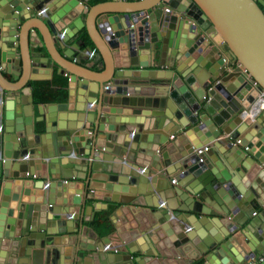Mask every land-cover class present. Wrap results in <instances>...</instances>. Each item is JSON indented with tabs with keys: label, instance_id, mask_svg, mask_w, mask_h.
<instances>
[{
	"label": "water",
	"instance_id": "1",
	"mask_svg": "<svg viewBox=\"0 0 264 264\" xmlns=\"http://www.w3.org/2000/svg\"><path fill=\"white\" fill-rule=\"evenodd\" d=\"M137 1L142 0L124 10L97 12L103 3L90 8L87 35L111 84L101 82L100 90L98 82L96 99L78 103L69 77L65 101L49 103L48 116L41 118L42 133L35 132L38 119L28 83L17 93L0 80V264H28V259L32 264H129V259L143 264V257L132 258L135 241L143 256L156 258L153 264H190L202 253H207L202 264H241L263 249V216L251 217L250 201L264 204V115H247L258 90L243 94L253 79L264 89V0H157L144 7ZM84 5L83 0H0V77L7 82L2 71L10 69L24 81L21 72L25 75L27 58L34 56L30 47L38 44L32 35L39 38L26 21L36 11L45 12L41 22L62 46L85 25ZM97 14L102 15L98 24ZM76 42L85 44V37ZM85 49L91 51L89 45ZM166 57L169 63H161ZM29 60L35 73L41 64ZM157 65H176L180 73L147 69ZM202 68L208 73L198 72ZM80 87H88L86 80ZM92 103L99 107L91 108ZM144 127H161L165 134L148 137L147 146L144 133L138 134ZM203 146L208 157L218 159L217 171L203 154H195ZM177 170L173 185L167 176ZM188 175L197 181L186 188ZM27 177L35 189L32 199L24 189ZM35 179L42 184L35 185ZM75 182L80 197L69 190ZM88 190L96 199L120 202L112 222L123 253L81 237L86 208L80 214V207ZM174 197L185 207L173 206ZM181 211L205 215L193 221ZM69 220L75 234L58 235Z\"/></svg>",
	"mask_w": 264,
	"mask_h": 264
},
{
	"label": "crops",
	"instance_id": "2",
	"mask_svg": "<svg viewBox=\"0 0 264 264\" xmlns=\"http://www.w3.org/2000/svg\"><path fill=\"white\" fill-rule=\"evenodd\" d=\"M83 1L85 2V5H84L85 9L81 12L82 13L81 18L83 20H85V25H83L82 28L80 29V31H79L80 34H77L76 36L70 38L62 46H60V44L55 41V39H54L55 37L49 34L48 30L46 29V26L41 22V21H44L47 18V16L45 17L40 11H36L35 15L30 17V19H28L26 21L30 24L29 25L30 30L35 31L37 33V36H39V38L37 41L36 36L32 35L31 42L35 43V44L38 43V44H36V47H30V52H32L34 54V56L32 55V56H29L27 58L28 64H27V69H26L25 75L23 74L24 72H21V75L24 78V81L22 82V80H17L15 78V76H13V74L11 72H9V71H12L10 69H4V71H2L4 79L7 80V82H6L0 77V80L2 81V85L6 86L7 88L15 90L14 92L18 93L19 92L18 89L20 87H22L26 82L30 86L31 93H30L29 97L31 98V102L33 104L32 115H33V117L38 119V120H35V123H37V126L35 128L36 133H42L43 132V130L41 129V125L43 124V120H41V118L43 116H48V114H49V103L58 102V101L57 100H50V99L41 100V101H34L33 95H34V88L36 86L34 82L53 81L52 90H54V94L60 96L62 89H64L66 92V95L68 96L69 77L71 79L73 77L72 80L75 83V88H73L74 94L72 97H73V102H74L75 98L78 97V99L80 100V101H78V103H84V101H86V100L88 101L90 99L91 100L96 99V97L98 95V92L96 90V88L99 86L98 82H99V84L101 82H104V85L111 84L110 81L106 82V80H109V76H110L108 68L107 67L105 68V66L101 62V58H98V56H97L98 48L91 41L92 40V39H90L91 37H89L87 35L88 31L86 29V25H87V21L90 20V19L86 20L87 15H88V11L90 10V8L92 6L99 4V3H103V5L101 7H99V9H97V12L100 10L107 9V8L124 10L126 8H129V7L131 8V6L133 5V4H131V2L132 1L136 2V0H113V1L90 0L88 2L86 0H83ZM105 2H107V3H105ZM145 3H146V0L142 1V3H140L142 5L141 7L147 6V5H144ZM134 4H138V3H134ZM128 5H129V7H128ZM80 9H81V6H80ZM111 16H113V15H111ZM101 17H102V15L98 16V14H97L96 20H94V21L97 24L101 23L100 22ZM35 26H37L41 29V31L43 32L42 33L43 36H41V34L39 33L38 29ZM183 32H184V30H183ZM119 33H120V31H119ZM80 36L85 37L86 43L83 45L77 44V42H76L80 38ZM98 41L100 42L99 39H98ZM88 45L91 47V51H87L85 49V47H87ZM209 49L210 48L207 47L206 50L204 51V53L209 54ZM49 51L52 52L55 60L52 59L51 55L49 54ZM104 51L107 52V49ZM210 52H211V50H210ZM182 57L184 58V56H182ZM30 58H31V61L41 64L40 67H35V70H37L35 73L32 72L29 68V63H30L29 59ZM45 60L47 61L46 63H47L48 67H45V64L43 63ZM167 61L169 63V60H167V57H166L165 59L163 58L161 63L165 62V64H167ZM175 62H176V60H175ZM206 62L209 63V65H210V62H208V61H206ZM61 66L65 67L66 72H64V70L61 68ZM212 67H213V65L211 66V69H213ZM31 69H32V67H31ZM147 69H157V70H160V69L170 70L171 69V70H173V72H178L176 70V65H174L173 67H169L166 65L149 66ZM61 72H62V74H61ZM72 72H75L76 75H72L71 74ZM198 72H203L205 74L208 73L207 70L204 68L200 69V71H198ZM178 73H180V72H178ZM54 74H56L55 77H54ZM29 75L32 77H35V79H32V80L28 79ZM61 78L66 81V85L64 86V88L60 83ZM84 80H86L87 86H88L85 89L80 87V83H83ZM90 86H94L95 90L92 91ZM102 87H104V86H101V84H100V87H99L100 90H102ZM149 89L151 91L153 88L152 89L149 88ZM245 89L246 90H245V93L243 95H245L247 92H249L251 90L250 85L247 84ZM76 93H77V96H76ZM153 95H154V93H151V94L147 93V96H153ZM18 97L19 96H17V98ZM43 97L48 98L46 95H44ZM81 100H82V102H81ZM63 101H65V100H63ZM63 101H59V102H63ZM103 105H105V104H103ZM97 106L99 107V105L92 103L91 108H95ZM127 108H130V107H127ZM147 109H149V110H147ZM160 110L162 113L163 109H160ZM144 111L146 113L149 112V114L153 112L150 108L145 107V106H144ZM201 112H203L202 109L199 111V113H201ZM261 113L264 115V109L258 111V114H261ZM144 116H145V114L142 113V119L144 118ZM147 119L148 118H145L144 120H147ZM132 127L137 128V126H132ZM232 129H233V131H235L236 125H234L232 127ZM238 130L239 131L243 130V128H240ZM159 132H161L163 135L165 134L164 130H161V127H157L156 129L150 128V127H148V128L144 127V129L142 128V130H139L138 134L142 135L144 133L143 135L145 137V140L147 141L148 137L152 138L155 135H156V137H158ZM240 133H241V135L239 136V138L245 139L243 132H240ZM163 135H162V137H164ZM127 136H128V134H127ZM170 136H169V138H170ZM191 137H193V138L197 139V141H199L198 136H194V134H193V135H191ZM223 137L224 136H221L220 139H222ZM174 139H175V136L173 138H170V140H174ZM232 141L235 142L234 140H232ZM141 142H143V141H141ZM144 143H146L147 146L150 145V141L149 142L147 141ZM235 144L238 145L236 142H235ZM209 146L210 145H208V147ZM85 151H87V149H85ZM203 156L208 160L209 164L213 167V169L214 170L216 169V171H217V167L215 164L218 162V159H216L215 154L211 155L212 157H214L213 160L211 159V157H208L206 155L205 151L203 152ZM83 158L86 159V156H84ZM95 164H96V162H95ZM82 165H84V164H81L79 167H83ZM97 165H100V164H97ZM34 170L39 171V169H34ZM65 171H67V170H65ZM72 171L74 173H77L80 175L84 174V172H82L80 170L75 171L74 168H72ZM179 173H180V171L178 172V170H177V171L173 172V174H170L167 176L168 180L170 182H171V179L176 180L175 184H173V185L177 184V182L179 180V178H178ZM185 178L187 179V182H188L187 183L188 186L186 188H188L189 185H191L193 182L197 181V180H194L195 179L194 176L188 175V176H185ZM67 180L70 182L71 180L72 181L75 180V178H67ZM35 181H36L35 185L42 184V181H40L39 179H35ZM45 181H47V180H45ZM25 183H26V185H25L24 189H27V193H26L27 196H29L30 199L35 198V194H34L35 189L33 187L32 179H28V177H27ZM165 184H166V186L168 185L166 181H165ZM70 185L72 187L69 190L71 192H73V194H72L73 197L74 196L80 197L79 195L74 194V191L77 189V187H79V186L81 187V185L78 182H75L74 184H70ZM168 187H169V185H168ZM263 189H264V187H263ZM100 190L103 191V189H100ZM64 194H66V193H64ZM87 195H88V197L86 198L84 205H81V207H80V214L83 213L84 206L86 208L85 212L83 213V226H86L87 228L85 227L83 230V234H81V237H83L85 240L84 242L86 244L92 243V244H94V246L102 245V243H105V245H111V242H112V245H115L117 247V252L123 253V250H125V247L123 245V242L118 237V235L115 234V232H113L114 229H113V222H112V218L114 219V215H113L114 209L117 207V205H120V202L115 205V203L109 199H103V198L102 199H96L94 197V192H92L90 190L87 191ZM122 195H126V194H122ZM167 201H169V200H167ZM170 201H172L173 204L172 203L171 204L173 206L177 207L178 205H181V207H185V204L182 203V201L180 199H176L174 197V198H171ZM250 203L255 209V213H252L251 217H257L258 215L263 216L262 221L264 222V214L262 215V213L264 211V204H262V205L259 204V202L255 198L252 199L250 201ZM214 205L217 206L216 210L219 211V209H220L219 205L218 204H214ZM175 210H178V209H174V211ZM181 212H182V214H185L184 216H188L193 221L195 220L194 216L204 217V215H205L203 213H200V212L195 213L193 211H189L186 213H184L183 211H181ZM241 215H242V213H239L237 215V217H239ZM209 216H211V215H209ZM106 217L108 218V220L112 226L111 230L108 232L109 234L108 233L107 234H97L88 224V222L91 220H96V221L98 220L100 222H104ZM221 217L222 216L220 215L219 218H221ZM67 223L69 224V227L67 228V230L63 233H59L58 235L68 236V235H74L75 234V232H72V230H75L74 222L69 220ZM219 224H220V227L224 230L225 228L221 225V223H219ZM263 225H264V223H263ZM58 229L64 230L65 227L57 228V230ZM106 235H109L111 242L108 240L109 238L106 237ZM255 241L258 242L256 239H255ZM141 246L142 245H139V243H137L135 241L132 248L134 250L135 249H137V250L131 253L132 258L143 257V260H144V261H142L143 264H153V262L155 261L156 258L143 256L144 254L141 253V250H138V248H141ZM212 252L213 251H209V254H211ZM259 253L260 252H258L257 254H259ZM126 254H129V252L126 251ZM72 255H71V257H73ZM205 255H207V253H202L201 255L193 258L190 264H202L205 261V259H204ZM28 260H29L28 264H32L30 259H28ZM126 262L129 264H138L134 260L132 262L131 259H129V261H126ZM241 264H247L246 260L243 261Z\"/></svg>",
	"mask_w": 264,
	"mask_h": 264
},
{
	"label": "trees",
	"instance_id": "3",
	"mask_svg": "<svg viewBox=\"0 0 264 264\" xmlns=\"http://www.w3.org/2000/svg\"><path fill=\"white\" fill-rule=\"evenodd\" d=\"M56 74H54V77ZM35 83V88H34V95H33V100L34 101H41V100H57L63 101L66 99L67 95L64 89L61 91V95H55L54 90H52V83L53 81H42V82H34ZM61 85L64 86L66 85V81L61 78L60 81ZM46 95L48 98H44L43 96ZM109 212V211H108ZM90 227L97 233V234H107L111 230V224L108 220V218H105L104 222L96 221V220H91L88 222Z\"/></svg>",
	"mask_w": 264,
	"mask_h": 264
},
{
	"label": "built area",
	"instance_id": "4",
	"mask_svg": "<svg viewBox=\"0 0 264 264\" xmlns=\"http://www.w3.org/2000/svg\"><path fill=\"white\" fill-rule=\"evenodd\" d=\"M165 11H169L170 9L166 6H164L163 8ZM43 14H45V12H42ZM249 76V75H248ZM250 89H257V95L255 97V100L252 104V107L249 110V113L247 115H251V112H258L259 110L264 109V89H262L259 85V83L256 80H250ZM106 87V86H105ZM174 136L171 135L170 138H173ZM208 147L204 146L203 148H197L195 150V154L199 155V154H203V150H206ZM199 161H201V158L199 159ZM176 180L175 179H171V183L175 184ZM105 250L106 251H110L113 250V252L119 253L117 252V247L115 245H112L111 247L109 245L105 246ZM264 261V247L263 249L260 251L259 254L255 255L254 257H250L246 260L247 264H259L261 262Z\"/></svg>",
	"mask_w": 264,
	"mask_h": 264
},
{
	"label": "bare ground",
	"instance_id": "5",
	"mask_svg": "<svg viewBox=\"0 0 264 264\" xmlns=\"http://www.w3.org/2000/svg\"><path fill=\"white\" fill-rule=\"evenodd\" d=\"M142 1H144V0H142ZM142 1H140V2L137 1V3L140 4V3H142ZM156 1H157V0H146V3H145L144 5L149 6V5L153 4V3H155ZM165 12H166V13H169V15H175V16H177V17L179 16V14H178L177 12L172 11V10L165 11ZM246 86H247V85H246ZM245 90H246V89H244V91H245ZM138 108H142V106H141V107H138ZM127 111H128V112H131V111L128 110V109H127ZM138 114H139V113H138ZM202 148H203V147H202ZM207 149H208V148H207ZM207 149H206V150H207ZM206 150H203V152L206 151ZM203 152H202V153H203Z\"/></svg>",
	"mask_w": 264,
	"mask_h": 264
}]
</instances>
